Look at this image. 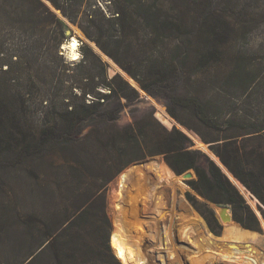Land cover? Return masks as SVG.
I'll use <instances>...</instances> for the list:
<instances>
[{"label": "trees", "instance_id": "trees-1", "mask_svg": "<svg viewBox=\"0 0 264 264\" xmlns=\"http://www.w3.org/2000/svg\"><path fill=\"white\" fill-rule=\"evenodd\" d=\"M46 1L108 63L166 100L168 113L216 157L153 112L121 126V113L141 102V92L125 73L110 76L85 43L74 65L81 71L54 67L53 87L36 103L26 86L35 84L43 35L63 59L69 26L43 0H0V72L20 88L13 100L0 88V179H18L17 194L0 201V264H121L111 245L108 188L131 165L157 156L177 175L194 171L187 183L198 196L229 206L243 228L262 233L246 190L264 217V118L242 100L257 94L260 80L245 73L240 57H227L233 40L259 24L243 0H112L109 15L77 0ZM217 79L236 96L231 88L214 91ZM187 198L197 207L196 196Z\"/></svg>", "mask_w": 264, "mask_h": 264}, {"label": "bare ground", "instance_id": "bare-ground-1", "mask_svg": "<svg viewBox=\"0 0 264 264\" xmlns=\"http://www.w3.org/2000/svg\"><path fill=\"white\" fill-rule=\"evenodd\" d=\"M78 45L75 38L64 45L70 58H78ZM180 178L158 159L134 165L121 175L112 244L122 263L264 264L255 251L247 255L238 247L231 249L229 240L247 241L250 231L229 223L223 237L215 239L201 230L198 215L182 194ZM131 191L134 197L127 194ZM218 213L222 216L223 209Z\"/></svg>", "mask_w": 264, "mask_h": 264}, {"label": "rangeland", "instance_id": "rangeland-1", "mask_svg": "<svg viewBox=\"0 0 264 264\" xmlns=\"http://www.w3.org/2000/svg\"><path fill=\"white\" fill-rule=\"evenodd\" d=\"M43 1L46 2L48 4V6L51 8V10L54 11L58 15V17H60L69 26V32H67V39L64 42L62 48L65 47L64 45H70L74 38L77 39L79 45L77 46V49H76V52L78 53L77 59L70 58L71 57L70 54L66 53V51L65 52L63 51L64 58L59 59V58L55 57V55L53 54V52L51 50L50 45H47V44H49V42L45 41L46 36L43 35L44 36V40L42 42L43 44L39 45L38 54H37L38 64H37L36 69L33 71V74L36 77L37 82L35 81L34 85L30 84V85L26 86L27 92L30 93V96H31V98H33V100H36V103H38V100L40 99V97L43 93H46L49 89H51L53 87L52 85L54 83V78H53L52 72H53L54 67H59L60 69H62V68H64V64H72L71 74H74V73L77 74L78 72L81 71L80 67L78 68L77 66H74V65L79 64L84 57L83 56L84 55V49L82 46L83 43L88 45L107 64L110 76H114L117 73L122 74L121 70L119 69V66H117V64H115L118 67V68H115L110 63H108V61L105 60V58H103L102 53L100 51H97L95 49V47L93 46V45H95V43L90 41L77 25L70 23L66 18H64L63 15L59 14L61 12L60 11L58 12V10H56L48 1H46V0H43ZM77 2H78V4L79 3L83 4L84 7L89 6L91 4V5H93L92 6L93 10H97L99 13H101V11H103L105 14H108V15L111 14L110 11H112L114 9V5L112 4V0H77ZM241 5H242V7L246 8L248 10V12L251 11V14H256V19L259 20V24H258V27L256 29H254L249 36L244 37V38H239V39L236 38L233 40V42L231 44V49H230L227 57L230 58L232 61L237 60L238 57H240L243 60L241 65L243 67H245L247 70L245 73H249L250 74L249 76H251V78H254L255 76H257L258 79L260 80L259 81L260 90H257V94L252 95L250 97V99H248V98L246 99V97L248 96V94H247L245 97L242 98V100L245 101V102H243L244 108L251 109L252 111H254L255 115L261 116L264 118V0H243L241 2ZM98 12L96 13L97 16H98ZM99 17H101V16H99ZM27 26H29V25H27ZM27 26H22V27L24 29H27L28 28ZM50 30H51L50 26L45 27V31H50ZM39 36H41V35H39ZM50 36L52 37V35H50ZM51 37H50V39H51ZM12 42H13L12 40H6L7 44H10ZM13 85H15L14 82H11L10 80H8L0 72V88L2 90V93H4V94L6 93L8 98H10L11 100H13L15 98L16 92L20 89L19 86H13ZM231 86H232L231 83H230V86H226V85H224L223 81H221L220 79H217L214 82V89L213 90L218 92L219 89H223V87L225 90H227V88H229V89L231 88L230 91H227V92H228V94L231 95V98H234L236 95L231 94L232 93L231 90L233 89ZM140 92H141V102L136 104V105H133L130 107L128 106V107L124 108L123 112L121 113V116H120L121 118L119 121V124L121 126L128 125V124L134 122L135 120L140 119L144 115L153 112L155 114V116L158 118V120L162 124H164L167 128L172 129L173 127H178L185 132L188 131L187 129L182 127L168 113L166 100L153 98L152 96H151L152 98H149V97L145 96L142 91H140ZM30 105H31L30 111L34 112L36 110L35 109L36 106L34 104H30ZM167 115L171 119H173V122H170L167 119ZM188 132H186V133L188 134ZM190 133L191 134H188V135L192 139V141L194 142V148L203 151L212 160L215 161V159H213V157L210 156V154H208V152H206L205 150H203L201 148V146L198 144V142L195 139L199 140L202 143V145L207 149V151H209L213 156H215V154L210 149L209 145L202 142L196 134H194L192 132H190ZM156 158L158 160H160L161 162H163L164 166L169 171H171V173L173 175L177 176V174L164 162L165 160L163 157L157 156ZM143 162H146V161L144 160V161L135 163V164L131 165L130 167H128L125 171H127L132 166L143 163ZM187 173L190 174V178L185 179L184 177H181V176H177V177H181L180 178L181 179L180 186L182 189V194L185 196V198L187 199V201L189 202L191 207L194 209V211L198 215V219L200 220L201 225H202L201 230H204L207 233V235H209L215 239H220L221 237H223L225 227L229 223H234V224L242 227L235 220L234 221L222 220L221 215L218 213V208H222V206H217L215 204L206 202L203 198L198 196L187 183L190 180L196 179L195 172L189 171ZM121 175L112 184H110V186L108 188V192H107V197H108L107 210H108V214H109V217H110L111 223H112V229H113L112 235L114 234L115 229H116L115 228V214H116L115 202L118 199L119 179H120ZM9 178H12V180H10ZM17 181H18V179H17L15 174L10 175V177H7L6 179L5 178L0 179V201L2 199L7 200V197H9V196L14 197L17 194V192H18ZM188 192H190L193 196H196L197 202H198L197 207H195L187 198ZM246 192L248 194V199L246 198V200H247L248 204L252 207L254 212L257 214V216L259 217L262 228H263V232L260 233V232L248 230V229H245L242 227L244 230L250 231L253 239H251L252 238L251 237L247 241H241V242L235 241V240H229V244L231 245V249L233 247H238V248L242 249L244 252H246L247 255H248V253L250 254V252H249L250 250L255 251L257 253V255L260 257V260L264 261V217L262 216V214L258 208V201L256 199H254L252 197V195L247 190H246ZM127 194L130 197L135 196V192H133V191H131L130 193H127ZM252 204L254 205V207L252 206ZM225 207H227V209H228V214L232 215L230 207L229 206H225ZM130 208L131 207H128V209H130ZM207 208H210L211 210L214 211L215 216L218 220L217 225H214L211 222V219L209 218V215H208V209ZM128 218H130V217H128ZM112 239H113V236H112ZM111 245H112V248L115 252L113 244H111ZM120 262H121V264H123L121 260H120Z\"/></svg>", "mask_w": 264, "mask_h": 264}, {"label": "water", "instance_id": "water-1", "mask_svg": "<svg viewBox=\"0 0 264 264\" xmlns=\"http://www.w3.org/2000/svg\"><path fill=\"white\" fill-rule=\"evenodd\" d=\"M59 12V11H58ZM59 14H61V13H59ZM62 15V14H61ZM95 46H96V44H95ZM97 47V46H96ZM63 49V51L65 52L66 51V53H68V50H66V49H64V47L62 48ZM97 49L103 54V55H105L98 47H97ZM107 58H109L107 55H105ZM112 60V59H111ZM113 61V60H112ZM118 66V65H117ZM119 69L121 70V72H123V73H125L124 71H122V69L119 67ZM126 74V73H125ZM123 75V74H122ZM124 76V75H123ZM126 76H128L127 74H126ZM128 78H130V79H132L130 76H128ZM133 80V79H132ZM134 81V80H133ZM135 82V81H134ZM136 83V82H135ZM137 84V83H136ZM137 86L138 87H136L137 89H139L140 91H142L143 93H144V95L145 96H147V97H149V98H152L150 95H148L145 91H143L141 88H140V86L137 84ZM152 159H157L156 157H152V158H149V159H147V160H145V161H149V160H152ZM165 162V161H164ZM221 162V161H220ZM166 163V162H165ZM167 164V163H166ZM221 164H222V162H221ZM168 165V164H167ZM169 166V165H168ZM222 166L224 167V168H226L223 164H222ZM228 171V170H227ZM229 172V171H228ZM230 173V172H229ZM231 174V173H230ZM177 176H181V177H184L185 179H187V178H190V174H188V173H185V174H183V175H177ZM222 209H223V214H222V216H221V219L222 220H224V221H234V218H233V215H229L228 214V209H227V207H225V206H222ZM112 236L113 235H111V244H112Z\"/></svg>", "mask_w": 264, "mask_h": 264}]
</instances>
